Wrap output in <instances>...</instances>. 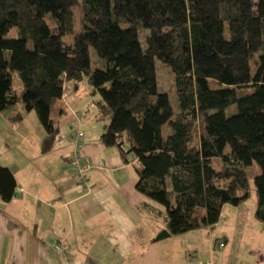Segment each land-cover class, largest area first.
<instances>
[{"label":"trees","instance_id":"trees-1","mask_svg":"<svg viewBox=\"0 0 264 264\" xmlns=\"http://www.w3.org/2000/svg\"><path fill=\"white\" fill-rule=\"evenodd\" d=\"M156 60L174 77L176 112ZM84 80L99 96L102 144L133 163L137 191L159 207L164 227L152 242L217 225L249 200L254 165L264 224V0H0V113L19 105L22 121L35 112L44 152L60 134L52 112L66 83ZM15 192L0 165L1 199Z\"/></svg>","mask_w":264,"mask_h":264},{"label":"crops","instance_id":"crops-1","mask_svg":"<svg viewBox=\"0 0 264 264\" xmlns=\"http://www.w3.org/2000/svg\"><path fill=\"white\" fill-rule=\"evenodd\" d=\"M84 81L66 83L55 104L60 134L48 152L39 131L40 167L31 155V113L22 121L14 120L21 106L0 113V165L16 178L12 201L0 197V264H264V224L247 202L226 208L213 227L151 241L164 227L159 207L137 191L133 163L102 144L106 122L96 119L98 97ZM76 129L85 133L79 164L94 165L87 189L71 165ZM62 238L71 260L55 249Z\"/></svg>","mask_w":264,"mask_h":264},{"label":"rangeland","instance_id":"rangeland-1","mask_svg":"<svg viewBox=\"0 0 264 264\" xmlns=\"http://www.w3.org/2000/svg\"><path fill=\"white\" fill-rule=\"evenodd\" d=\"M74 15H75V19H76V25H79V20L81 18V7H76L74 9ZM48 22V21H47ZM47 25H50V22L47 23ZM77 30H79V27H76ZM16 35V30H13L10 37H14ZM142 39H143V34L141 35ZM64 44H71L73 42V37L72 36H66L63 39ZM91 59H92V67L96 68L98 67V57L95 53V51L93 49H91ZM156 64V71H157V76H158V89L160 92L163 93H167L170 97V101L172 103V106L174 108V111L176 112L178 110V103H177V97H176V92H175V88L173 87V76L170 74L171 72H169V69L163 65L159 60H156L155 62ZM254 70V69H253ZM13 88L14 90L21 95L23 92V84L21 82L20 76L17 72H13ZM83 88H89L90 90L92 89L91 85L88 84L87 81H84L83 83ZM253 89H247L245 93H250ZM99 98V96H97ZM91 100V96L89 98ZM19 106V105H18ZM19 110V109H18ZM236 111V107H231L227 110V115H231ZM31 117H33V120L28 121V128L31 131L32 134V139H31V155L32 157H35V160L33 161V164H37L39 167L41 165L42 162V158H37V154H36V142L37 139L39 137V131L43 130L40 121L36 115L35 112H31ZM169 126H165L163 129V134L164 136H166L169 133ZM259 168L254 165V169H253V174H252V178L250 179V183H251V196L249 198V200L247 201L248 206L250 207H255L254 204L256 205V193H255V187H254V177L255 175L259 174ZM256 208V207H255ZM203 212V210H202Z\"/></svg>","mask_w":264,"mask_h":264},{"label":"built area","instance_id":"built-area-1","mask_svg":"<svg viewBox=\"0 0 264 264\" xmlns=\"http://www.w3.org/2000/svg\"><path fill=\"white\" fill-rule=\"evenodd\" d=\"M84 136H85L84 131L80 129L74 130L72 134V140H74V143L76 144V152L72 156L71 165L74 167L76 171L75 178L77 179L78 185L83 189H87L88 188L87 173L92 168H94V165L90 162H87L83 166L79 164L80 151L84 143ZM220 246L223 247L224 244H221ZM55 249L60 253L66 254L67 259L71 260V256L69 254V247L66 239L64 238L60 239L59 242L55 245Z\"/></svg>","mask_w":264,"mask_h":264}]
</instances>
